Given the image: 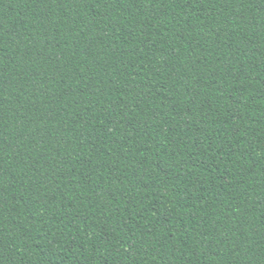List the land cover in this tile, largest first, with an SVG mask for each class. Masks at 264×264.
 <instances>
[{"label":"trees","instance_id":"1","mask_svg":"<svg viewBox=\"0 0 264 264\" xmlns=\"http://www.w3.org/2000/svg\"><path fill=\"white\" fill-rule=\"evenodd\" d=\"M0 264H264V0H0Z\"/></svg>","mask_w":264,"mask_h":264}]
</instances>
